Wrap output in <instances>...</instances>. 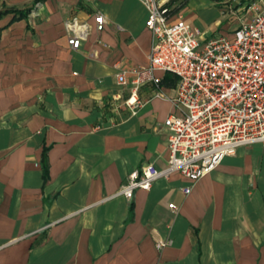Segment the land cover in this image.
<instances>
[{"label": "crops", "instance_id": "1", "mask_svg": "<svg viewBox=\"0 0 264 264\" xmlns=\"http://www.w3.org/2000/svg\"><path fill=\"white\" fill-rule=\"evenodd\" d=\"M252 1L166 2L171 21L184 18L206 43L231 38L221 28L250 20ZM1 12L0 264H264L261 144L196 183L174 173L130 201L116 196L134 170L167 166L165 121L178 114L156 96L176 95L177 78L164 72L159 87L139 89L136 115L124 105L152 49L144 4L0 0ZM74 21L91 28L78 50L68 44ZM119 68L129 72L124 88ZM158 239L174 243L158 251Z\"/></svg>", "mask_w": 264, "mask_h": 264}, {"label": "built area", "instance_id": "2", "mask_svg": "<svg viewBox=\"0 0 264 264\" xmlns=\"http://www.w3.org/2000/svg\"><path fill=\"white\" fill-rule=\"evenodd\" d=\"M139 1L148 10L146 27L152 33V49L149 64L133 70L132 91L124 105L136 115L141 106L139 89L147 84L159 87L162 80L156 73L164 72L177 78L176 95L170 98L157 90L156 96L170 101L178 114L165 121L170 132L167 166L160 169L147 164L131 172L116 195L129 201L137 190L149 191L156 181L174 173L196 183L240 148L264 147V0L248 3L246 10L252 17H241L231 38L219 35L206 43L184 18L171 21L167 0ZM95 22L96 30L102 32L104 16L97 15ZM67 26L73 30L70 48L80 49L90 26L76 21ZM128 73L118 69V87L129 85ZM184 192L189 195L191 187ZM169 208L177 210L174 204ZM173 243L172 239H158L156 248L162 251Z\"/></svg>", "mask_w": 264, "mask_h": 264}, {"label": "rangeland", "instance_id": "3", "mask_svg": "<svg viewBox=\"0 0 264 264\" xmlns=\"http://www.w3.org/2000/svg\"><path fill=\"white\" fill-rule=\"evenodd\" d=\"M208 7L210 9H215V10H219V6L216 2L214 1H209L208 2ZM240 27V24H225L221 30H223L226 33H233L235 30H237Z\"/></svg>", "mask_w": 264, "mask_h": 264}, {"label": "trees", "instance_id": "4", "mask_svg": "<svg viewBox=\"0 0 264 264\" xmlns=\"http://www.w3.org/2000/svg\"><path fill=\"white\" fill-rule=\"evenodd\" d=\"M37 1H43V0H37ZM7 12H1L0 13V18L4 15V14H6ZM173 13V12H172ZM46 172H47V170H46Z\"/></svg>", "mask_w": 264, "mask_h": 264}]
</instances>
